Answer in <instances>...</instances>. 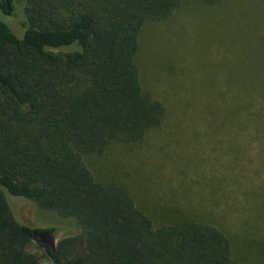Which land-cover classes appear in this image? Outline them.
Wrapping results in <instances>:
<instances>
[{
    "label": "trees",
    "instance_id": "1",
    "mask_svg": "<svg viewBox=\"0 0 264 264\" xmlns=\"http://www.w3.org/2000/svg\"><path fill=\"white\" fill-rule=\"evenodd\" d=\"M181 0H0V264H249L228 238L194 219L155 226L85 161L134 147L165 118L136 63L146 23ZM209 7L219 0H201ZM21 9V35L2 18ZM28 201L74 219L78 236L21 217Z\"/></svg>",
    "mask_w": 264,
    "mask_h": 264
},
{
    "label": "rangeland",
    "instance_id": "2",
    "mask_svg": "<svg viewBox=\"0 0 264 264\" xmlns=\"http://www.w3.org/2000/svg\"><path fill=\"white\" fill-rule=\"evenodd\" d=\"M2 19L21 35L20 8ZM136 63L142 89L165 107L163 123L87 167L155 226L205 222L228 238L234 258L264 264V0H181L170 18L142 27ZM20 213L53 228V244L83 233L31 201ZM29 251L52 264L34 244Z\"/></svg>",
    "mask_w": 264,
    "mask_h": 264
}]
</instances>
